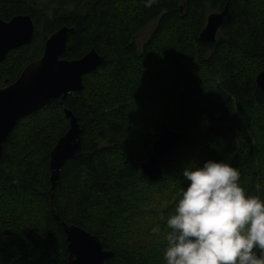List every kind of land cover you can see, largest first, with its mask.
<instances>
[{"label": "trees", "instance_id": "16d2710c", "mask_svg": "<svg viewBox=\"0 0 264 264\" xmlns=\"http://www.w3.org/2000/svg\"><path fill=\"white\" fill-rule=\"evenodd\" d=\"M228 5L215 40L199 33ZM29 13L35 38L0 62V86L42 54L45 39L73 27L63 57L94 48L103 62L83 87L21 118L0 158V264H70L58 216L96 235L107 264H166V220L186 167L223 160L247 194L264 199V0H0V14ZM153 29L141 44L137 33ZM82 154L51 188L49 158L69 126ZM168 130L181 140L150 180L140 165ZM159 225L160 231L152 229Z\"/></svg>", "mask_w": 264, "mask_h": 264}, {"label": "water", "instance_id": "95a60500", "mask_svg": "<svg viewBox=\"0 0 264 264\" xmlns=\"http://www.w3.org/2000/svg\"><path fill=\"white\" fill-rule=\"evenodd\" d=\"M229 18L228 5L222 11L210 13L199 39L215 40L220 27ZM73 30V27L63 25L52 32L45 40L42 55L29 62L15 81L0 87V158L3 144L21 118L53 100L63 103L68 94L83 87V76L103 62V55L94 48L79 58L63 57L68 35ZM34 35V24L29 14H18L9 21L0 17V62L10 50L29 44ZM256 83L264 93V70L257 75ZM64 113L69 119L68 129L50 151L51 188L65 163L82 154L81 128L77 118L68 109H64ZM180 140L181 133L174 130H168L154 140L148 159L140 165L142 173L150 180H158L162 175L163 158L174 150ZM56 217L65 234L70 264H107L114 253L103 248L96 235Z\"/></svg>", "mask_w": 264, "mask_h": 264}, {"label": "clouds", "instance_id": "9594fccd", "mask_svg": "<svg viewBox=\"0 0 264 264\" xmlns=\"http://www.w3.org/2000/svg\"><path fill=\"white\" fill-rule=\"evenodd\" d=\"M182 175L166 220V264H264V199L247 194L239 169L207 159Z\"/></svg>", "mask_w": 264, "mask_h": 264}, {"label": "rangeland", "instance_id": "374dc122", "mask_svg": "<svg viewBox=\"0 0 264 264\" xmlns=\"http://www.w3.org/2000/svg\"><path fill=\"white\" fill-rule=\"evenodd\" d=\"M44 0H40V2H43ZM46 1V0H45ZM153 29V25H149L143 29H141L137 35L135 36V40L138 44H141L143 41H145L147 39V37L149 36V34L151 33Z\"/></svg>", "mask_w": 264, "mask_h": 264}, {"label": "flooded vegetation", "instance_id": "af4514ba", "mask_svg": "<svg viewBox=\"0 0 264 264\" xmlns=\"http://www.w3.org/2000/svg\"><path fill=\"white\" fill-rule=\"evenodd\" d=\"M18 14H29V13H17V14H13V15H11L10 17H3L1 14H0V17L4 20V21H9L11 18H13L14 16H16V15H18ZM30 15V14H29ZM31 16V15H30ZM31 19H32V17H31ZM32 21H33V24H34V20L32 19ZM34 32H35V24H34ZM34 38H35V35H34ZM34 38L32 39V41L29 43V44H26V45H23V46H28V45H30L32 42H33V40H34ZM47 39V38H46ZM45 39V40H46ZM44 43H45V41H44ZM23 46H21V47H23ZM21 47H19V48H21ZM43 48H44V45H43ZM16 49H18V48H16ZM12 50H14V49H12ZM12 50H10V51H12ZM9 51V52H10ZM8 52V53H9ZM43 52V51H42ZM7 55V54H6ZM42 55V54H41ZM41 55H39L37 58H35L34 60H36V59H38ZM6 57V56H5ZM34 60H32V61H34ZM2 62V61H1ZM31 62V61H30ZM24 69V68H23ZM22 69V70H23ZM21 73V72H20ZM20 75V74H19ZM18 75V76H19ZM18 78V77H17ZM16 78V79H17ZM15 79V80H16ZM15 80H13V81H15ZM13 81H11V82H13ZM11 82H8V81H6V83L3 85V86H5V85H7V84H9V83H11ZM0 87H2V86H0Z\"/></svg>", "mask_w": 264, "mask_h": 264}]
</instances>
